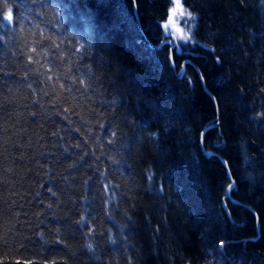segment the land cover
<instances>
[{
    "label": "trees",
    "instance_id": "1",
    "mask_svg": "<svg viewBox=\"0 0 264 264\" xmlns=\"http://www.w3.org/2000/svg\"><path fill=\"white\" fill-rule=\"evenodd\" d=\"M183 2L174 71L170 0H0V264H264V0Z\"/></svg>",
    "mask_w": 264,
    "mask_h": 264
},
{
    "label": "snow or ice",
    "instance_id": "2",
    "mask_svg": "<svg viewBox=\"0 0 264 264\" xmlns=\"http://www.w3.org/2000/svg\"><path fill=\"white\" fill-rule=\"evenodd\" d=\"M170 3L172 4V6L169 9L168 19L164 24V28L168 29L169 27H171L172 35L174 37L178 35L182 40L190 37L191 36L190 33H186L184 29L177 26L175 17L182 16V17L191 18L193 14L185 10L182 0H170ZM0 18H2L3 20L9 23H16V17H15L14 10L12 7H9L6 11L0 10ZM188 22H191V20H189ZM174 55H175V52L173 53V56ZM209 155L212 156L214 154H209ZM232 187H233L232 184L228 185L229 189H231ZM81 223H84L83 218L81 220ZM223 243L224 242L221 241V244Z\"/></svg>",
    "mask_w": 264,
    "mask_h": 264
},
{
    "label": "bare ground",
    "instance_id": "3",
    "mask_svg": "<svg viewBox=\"0 0 264 264\" xmlns=\"http://www.w3.org/2000/svg\"><path fill=\"white\" fill-rule=\"evenodd\" d=\"M192 17H193V16H192ZM167 19H168V18H167ZM167 19H166V20H167ZM193 19H194V18H193ZM138 22H139V21H138ZM164 22H165V21H164ZM194 25H195V23H194ZM165 37L171 39L170 34L165 33ZM148 41H149V40H148ZM194 42H195L194 39H193L192 42H190V44H189V43L182 42L181 45H180L179 47H180V49H182L183 47H185L186 50H189V49H190L189 47L191 46V43H194ZM160 43H161V42H160ZM160 43H159L158 45H154V47L160 49V48H161L162 46H164L165 44H168V46H169V56H168V58H169V64H170V62H171V59H173V61H174V66H175V55L173 56V53H174V52H175V53L179 52V51H177L178 44L175 43L174 41H169V40H167L166 42H164V43L161 45V47H158V46L160 45ZM171 43L173 44V48H172ZM150 45L153 46L152 42H150ZM171 48H172V50H171ZM191 49H192V48H191ZM191 56H193V55H191ZM186 60H189V61L193 62L192 59H191V57L189 58V56H188L186 59H184V62H185ZM186 64H187V63H185L184 65H186ZM184 65H182L181 68L176 72V73H180V72L182 71L183 67H184V72L182 71V73H181V74H182L181 77L185 74V71H186V66H184ZM170 66H171V64H170ZM171 68H172V66H171ZM195 68H196V67H195ZM172 69H173V68H172ZM196 69H197V68H196ZM173 70L176 71V66H175V68H174ZM197 70L199 71V69H197ZM199 73H200V72H199ZM200 75H201V73H200ZM200 77H201V79L203 80L202 75H201ZM217 119H219V114H218V116H217ZM218 124H219L218 122H216V123H210L209 125H207V126L204 127V129H203V131H202V133H201V141H200V145H201V147H202V150H204V152H205L207 155H209V154H216V153H215L214 151H206V150H205V148H204V144H203L204 133H205V131H206L208 128L212 127L213 125H218ZM224 163H225L226 168H227V170H228V172H229V174H230L228 164H227L226 162H224ZM230 175H231V174H230ZM232 199H233V198H232ZM232 199H231V200H232Z\"/></svg>",
    "mask_w": 264,
    "mask_h": 264
},
{
    "label": "rangeland",
    "instance_id": "4",
    "mask_svg": "<svg viewBox=\"0 0 264 264\" xmlns=\"http://www.w3.org/2000/svg\"><path fill=\"white\" fill-rule=\"evenodd\" d=\"M182 3H183L184 8H185V4H184L183 0H182ZM135 5H136V3L134 2V11H135ZM171 6H172V4H171ZM171 6H170V8H171ZM136 10H137V8H136ZM185 10L187 11L186 8H185ZM135 16H136V14H135ZM193 18H194V17L189 18V17L176 16V17H175V21H176V24H177L178 27H180V28H182V29H184V30L186 31L190 26H192V28H194V23H196V19H195V18L193 19ZM136 19H137V17H136ZM189 20H191V22H188ZM166 21H167V20H166ZM166 21H165V22H166ZM165 22L162 23L163 28H164V24H165ZM164 33L170 34V36H171V40L178 44L177 51L182 50V49H180L179 46H180L181 43L184 42V41H183L181 38H180V39H177L176 37H179L178 35L175 36V37L172 35V28H171V27H169L168 29H165V28H164ZM190 34H191V36L193 37L192 32H191ZM167 39H170V38H166V37L163 35V37H162V39H161V42H162L163 40H167ZM188 43L190 44V42H188ZM191 45H192V43H191ZM184 64H185V63L183 62L182 65H184ZM182 65H181V66H182ZM184 66H186V65H184ZM227 197H228L229 199H232V197L230 196V192H229V194L227 193Z\"/></svg>",
    "mask_w": 264,
    "mask_h": 264
},
{
    "label": "clouds",
    "instance_id": "5",
    "mask_svg": "<svg viewBox=\"0 0 264 264\" xmlns=\"http://www.w3.org/2000/svg\"><path fill=\"white\" fill-rule=\"evenodd\" d=\"M194 15V14H193ZM193 31V28L192 26H190L185 32L186 33H191ZM177 39H180V37H176ZM183 41L185 43H188V42H192L193 41V37L190 36L186 39H183ZM249 119L254 123V124H261L262 126H264V109H260V110H257V111H253L250 116H249ZM149 136L152 137V138H158L159 136V132L156 131V132H151L149 133ZM149 175H151V173H149ZM88 247L91 248L92 245L91 243L88 244Z\"/></svg>",
    "mask_w": 264,
    "mask_h": 264
},
{
    "label": "water",
    "instance_id": "6",
    "mask_svg": "<svg viewBox=\"0 0 264 264\" xmlns=\"http://www.w3.org/2000/svg\"><path fill=\"white\" fill-rule=\"evenodd\" d=\"M135 14H136L137 20H139V17H138V14H137V10H136V5H135ZM167 40L172 41L171 39H167ZM167 40H163V41L160 43V45H159L158 47H161V45H162L164 42H166ZM171 45H172V48H173V44H172V43H171ZM172 48H171V50H172ZM184 63H191V64H192V62L189 61V60H186ZM170 64H171L172 68L174 69L175 66H174V61H173V59H171ZM182 71L184 72V67H183ZM182 71H181L180 73H176L177 76L181 77V75H182V74H181ZM200 76H201V75H200ZM202 81H203V80H202ZM229 178L232 180V177H231L230 174H229ZM231 184L234 186V185H235V182L232 180ZM229 190H230V189L228 188V189H227V193H228V194H229ZM232 200H233L235 203H238V201H236V200H234V199H232Z\"/></svg>",
    "mask_w": 264,
    "mask_h": 264
}]
</instances>
